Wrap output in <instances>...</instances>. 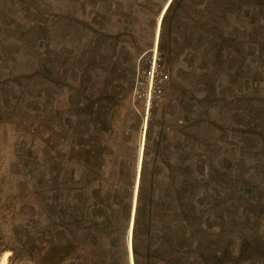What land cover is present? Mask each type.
I'll list each match as a JSON object with an SVG mask.
<instances>
[{
  "label": "rangeland",
  "instance_id": "1",
  "mask_svg": "<svg viewBox=\"0 0 264 264\" xmlns=\"http://www.w3.org/2000/svg\"><path fill=\"white\" fill-rule=\"evenodd\" d=\"M167 1L0 0V264H87L61 228L93 236L107 146L134 175L121 264H135L143 166V205L157 201L136 230L139 264H264V0H176L162 28ZM195 156L201 207L185 214L201 253L184 237L176 251L171 229L174 180Z\"/></svg>",
  "mask_w": 264,
  "mask_h": 264
},
{
  "label": "trees",
  "instance_id": "2",
  "mask_svg": "<svg viewBox=\"0 0 264 264\" xmlns=\"http://www.w3.org/2000/svg\"><path fill=\"white\" fill-rule=\"evenodd\" d=\"M175 2L176 0H172L170 3L163 18L162 28L164 27L165 20ZM205 4L206 0H203L200 5L204 7ZM247 6V3L244 2L242 8L246 9ZM190 147L192 146H189V149ZM107 150V154L105 156L103 155L104 157L101 167L93 168L95 178L92 177L91 185H94L96 190L93 189L92 194L87 197L90 201H92V206L94 208L97 206L102 208L100 214H94L93 210L89 215L90 219H88V221L91 226L87 229L91 234H93V236L86 240L85 238L77 236V234H72L71 239L66 236L64 227L61 228L60 241L66 245V250H69L71 246L72 248H76L74 245H71V240L73 243L83 246L82 248L84 249H86V247L88 248L89 257L87 259L83 256L80 257L81 262H86L87 264H99V262L100 264H121L118 254L125 255V257L128 254L127 233L133 218L132 207L134 197V175L132 172V165L127 159L119 161V157H115L114 154L117 153L115 147L107 146ZM186 160V172L184 173L182 182L180 184H176V180H174V186H176L177 190H182L181 194L176 196L177 203L173 205V210L171 209V220H173L171 225V229L173 230V246L176 251L178 250L180 244L179 239L183 237L191 243L192 247H198L199 244L196 237V225L191 218L185 214V212H189L190 216L196 217V211H199L201 207L200 198L202 193L200 183L203 173L201 172L199 160L196 156L188 157ZM61 164L62 186L60 187L61 195L59 198V217L62 222H65V220L69 217L67 210L68 204H66L65 201L67 193L65 187H63V185L66 184L65 161H62ZM124 177L126 178L125 189L123 186ZM171 179V175H168L165 178L168 182ZM143 182L144 166L141 171L133 230V256L135 264H139V251L135 244V236L139 222L142 220L141 215L145 212L148 223L152 225L153 220H155L156 213V196H153V199L146 203L148 205H143ZM161 190L165 189L162 188ZM153 191H155L154 187ZM158 196L159 195H157V197ZM81 230L85 229L81 228ZM197 252L201 253L199 247ZM68 253L66 254V257L61 258L63 259L62 264H69V261H71V253ZM94 256H100L99 262L92 259ZM106 256H108V260ZM72 258L76 261V264H80L77 256L72 255Z\"/></svg>",
  "mask_w": 264,
  "mask_h": 264
},
{
  "label": "bare ground",
  "instance_id": "3",
  "mask_svg": "<svg viewBox=\"0 0 264 264\" xmlns=\"http://www.w3.org/2000/svg\"><path fill=\"white\" fill-rule=\"evenodd\" d=\"M170 1H171V0H168V1H167V4H169ZM168 2H169V3H168ZM167 4H166V6H165V9H166V7L168 6ZM141 155H142V150H141L140 153H139V161H140ZM139 163H140V162H139ZM138 171H139V167H138Z\"/></svg>",
  "mask_w": 264,
  "mask_h": 264
},
{
  "label": "water",
  "instance_id": "4",
  "mask_svg": "<svg viewBox=\"0 0 264 264\" xmlns=\"http://www.w3.org/2000/svg\"><path fill=\"white\" fill-rule=\"evenodd\" d=\"M172 2V0L170 1V3ZM170 3L168 4V6L166 7V9H165V11H164V14H165V12L167 11V9H168V7H169V5H170ZM164 16V15H163ZM163 20V19H162ZM140 176V175H139Z\"/></svg>",
  "mask_w": 264,
  "mask_h": 264
}]
</instances>
